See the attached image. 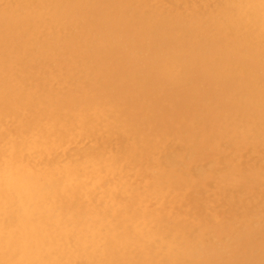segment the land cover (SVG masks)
Masks as SVG:
<instances>
[{
  "label": "bare ground",
  "instance_id": "bare-ground-1",
  "mask_svg": "<svg viewBox=\"0 0 264 264\" xmlns=\"http://www.w3.org/2000/svg\"><path fill=\"white\" fill-rule=\"evenodd\" d=\"M14 2L0 11V122L14 118L19 139L0 154V264H197L194 254L208 247L204 241H189L183 224L171 225L167 213L144 209L148 200L187 184L179 177L187 168L180 151L156 149L155 140L190 135L191 141L201 138V150L230 131L239 144L244 135L264 141V0H226L220 12L202 20L144 12L138 0ZM47 25L63 32L40 39L36 32ZM59 57L91 76L93 98L77 101L70 93L27 86L29 65L45 58L60 63ZM103 105L128 118L124 129L132 137L147 138L148 154L137 144L106 153L101 142L58 156L69 131L98 125L100 115L85 114ZM205 121L210 125L202 126ZM33 134L39 142L32 149L45 159L30 164L25 153ZM129 176L139 183L125 184L122 178Z\"/></svg>",
  "mask_w": 264,
  "mask_h": 264
},
{
  "label": "rangeland",
  "instance_id": "rangeland-1",
  "mask_svg": "<svg viewBox=\"0 0 264 264\" xmlns=\"http://www.w3.org/2000/svg\"><path fill=\"white\" fill-rule=\"evenodd\" d=\"M14 1H17V0H12V1L11 0H2V1L0 0V11H4L8 9L9 8L8 6L15 5L16 2ZM138 1H141V2L143 1L145 3L146 9H144L145 11L143 10L144 12H146L147 10L148 11L155 10L161 13L163 12L166 13L167 11V13L169 12V14H171L173 17L174 16L182 17L183 19H186V20H190V18L192 19L193 17H197L198 19L202 20V18L205 19L204 17H207L212 13H213L212 15H215L218 13V11L219 12L221 11V6L225 4L226 2V0H138ZM202 8H203V11H202ZM199 11H201V13ZM136 12L137 11L133 13V16H138L140 14L139 12L137 13ZM188 16L190 18H188ZM56 29L58 31H55ZM2 30L5 32L9 31L7 27H3ZM46 30H48L49 32H47ZM54 31L63 32V27L58 26L56 28V26L50 25L49 27V25H47L46 27H43L42 29L40 28L39 32H36V33H37V37L39 36L40 39H45L49 33L50 34L55 33ZM60 35L62 36V34ZM45 59H47L48 61H46ZM45 59L40 60L37 63V65L32 64L31 68H30V65L27 67V69L29 70V74L27 75L31 77V80H30L31 82L27 81L28 87L35 88L38 84L40 86H45L49 91L57 93L60 96H66L70 93L68 96L73 97V98L75 96L77 101H79L80 97H81L80 101L86 98L89 99L90 97L93 98V96H91V94L89 93V91L92 90V88H90L89 86L92 85L93 80L92 78L91 80H89L90 78L87 77L89 76V74H87L85 70L83 71L82 67L78 68L76 66H72L69 64V62H67L66 59H63L60 57L58 58V61H60V63L56 62L57 58H55V61L54 59H51V60H49L48 58H45ZM53 62L56 63L57 65L55 66ZM58 65L62 67L60 68ZM46 66H47V69H46ZM16 69H18V67ZM40 70L42 72H40ZM46 73H48L47 74L48 77L46 76ZM33 74L35 75L34 77L31 76ZM37 77L39 78L37 79ZM43 77H46V80L44 78V81L41 82L43 80L42 79ZM58 79H59V82H56ZM84 79H86L87 81ZM40 82L43 83V85L40 84ZM29 83H30V86L28 85ZM82 86H85V88L82 89L83 88ZM25 88L27 87L25 86ZM72 88H74V91ZM93 90H94V87H93ZM72 93L74 94L72 95ZM93 108L94 110L92 111L89 110L90 112L88 111L86 113L87 115L85 113L84 114H85V117H87V119L92 118L96 113H97L96 114L97 116L100 115L98 125H96L95 127H90L91 129L81 128L82 130L80 134L77 133V130L69 131L68 133H72L73 135L77 134L78 136H75V135L73 136L71 134L68 135L67 133V135L65 136V139H63L64 140L63 145L65 144L64 145L65 147H63L62 145L61 148L58 147L60 148L58 151L56 150V153L58 156H61L63 153L69 152V151H70L69 153L73 155L76 153V151L82 148H92L101 142L104 144L106 153H110V154H114L117 152L120 153L121 149L130 148V147L132 148L134 147L133 146L134 144H137L138 147L143 148V151H141V153L143 154L145 153L144 156L148 154V151L144 150L145 144L147 143V138L145 136H142L136 139L132 137L129 130H125L126 129L125 124L128 118H125L121 114H119V116L116 114L113 115V111H112L113 109L109 107V105L107 106L103 105L101 106V109L99 107H93ZM195 110L198 112V106H195ZM192 111H194V109H192ZM27 114H28L27 112H24L21 114L24 116L23 117L25 118L24 120L29 119L28 117L29 114L28 115ZM123 117L125 120L123 119ZM11 118L12 117H6L0 122V136L2 137V139L0 140V154L3 152L5 153V151L6 153H8L10 151V149H8L7 151V147L9 148V143L18 142L19 140L16 138L17 137L16 130L18 128V124L15 125L17 123L16 120L14 118L12 119ZM7 120L9 121L7 122ZM118 120H120L121 122L120 124L116 123V121ZM111 121L113 123H110ZM100 123H103V124L100 125ZM115 125L118 127H122V128L116 129ZM203 125L204 126L210 125V123L205 121L202 123V126ZM29 126L30 124H27V126L25 125V127H29ZM225 126L227 128L229 127L228 129H230L231 127V125L228 123H226ZM3 127L5 128V130ZM99 128H101L100 129L101 131L99 130ZM196 128H197L196 131L201 133L202 128L197 125H196ZM89 129L93 133H91ZM112 130L113 132H111ZM108 131H110L109 134L107 133ZM7 133H9L8 135L10 136V138L7 135ZM217 133H220V132H217ZM92 134L95 135V137ZM91 135H92V138H89V136L91 137ZM111 135H113L112 136L113 138L110 137L111 139H109L108 137ZM12 136L14 137L12 138ZM163 136H164V139L161 142L162 146L159 142L160 139L158 138L157 140H155L156 143L158 142L157 143L158 145L157 147L155 146V148L158 149L162 147V149H164L166 152H171V151L179 152L180 151L183 158L179 157L178 160L180 162L183 161L184 165L187 168L186 170L185 169L181 170V174L179 177L182 178L183 183L187 182V184L186 186L182 185L181 187L170 189L168 191V194L163 195V198L161 200H158V199L151 200V201L148 200L145 203L144 209H146L147 211H154V212L163 211L165 214L167 213L166 215L171 217V218L168 217L171 225L176 224L177 222L179 224L180 222L183 224L185 228L184 232H186V235L189 241H193L194 237L196 236V238L198 239L201 238V242L204 241L203 244L208 246L206 247L204 251L200 250L199 252H196L194 254L195 259L193 258V255H189L186 259L192 258L194 259L195 262L197 261L196 262L197 264H222V263L226 264V262H230V261L235 262V264H264V245H263L264 243V141L260 142L258 140H250L246 138L247 135L246 136L244 135L242 137L244 138L245 142L239 144L240 140L238 139L235 141L233 138H231L232 135L230 134V131H228V133L222 134L221 140L223 141L220 140L222 143L218 141V138H217L213 146H209L207 147V149L202 147L200 150L199 149L200 147L198 148L197 145L200 146V144L202 143L200 142L201 138L198 141H191L190 135H187V136L183 135L185 137L184 139L187 138V141H186L184 139H181V140L176 139L174 135H173L174 137L172 135L170 136L169 134L168 135L164 134ZM66 137H67V140H66ZM85 137L88 139H86ZM169 137L171 140L168 139ZM11 138L13 139V141L11 140ZM28 138H29L28 140H29L30 150L28 149V151L25 153V156L29 158L28 159L29 163L32 164L34 163V161L44 160L45 159L44 156L40 157L38 151L32 149V147L39 142L38 136L33 134ZM99 138H101L102 141ZM128 138H129V142H126L125 139H128ZM172 139L174 140V142ZM130 141H132V143ZM1 143H3L4 145ZM123 145L126 147H124ZM234 145H237V146H234ZM178 147H179V150H178ZM150 153L152 156L151 159L155 162L158 159L157 152L152 150V152ZM141 171L142 172L145 171L147 173L149 172V169L143 168L141 169ZM202 171H205V172H202ZM182 174L185 179L182 177ZM139 180L140 179L136 177H132V176L127 177V179L126 177H124V179L122 178V181L124 183L125 182L131 183V185L133 186L137 185L139 183ZM147 182L152 183V180H147ZM243 212H244V215H241L243 214ZM248 236H250L249 239H247ZM250 246L251 247L253 246V247L251 248ZM260 247L261 249H259Z\"/></svg>",
  "mask_w": 264,
  "mask_h": 264
}]
</instances>
